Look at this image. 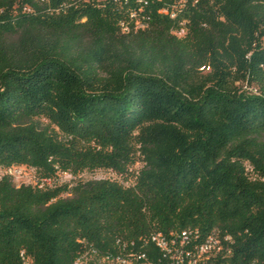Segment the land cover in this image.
Returning <instances> with one entry per match:
<instances>
[{
	"label": "trees",
	"instance_id": "obj_1",
	"mask_svg": "<svg viewBox=\"0 0 264 264\" xmlns=\"http://www.w3.org/2000/svg\"><path fill=\"white\" fill-rule=\"evenodd\" d=\"M174 1L0 0V170L116 176H4L0 264L153 259L151 237L181 231L230 237L203 264H264V0Z\"/></svg>",
	"mask_w": 264,
	"mask_h": 264
},
{
	"label": "built area",
	"instance_id": "obj_2",
	"mask_svg": "<svg viewBox=\"0 0 264 264\" xmlns=\"http://www.w3.org/2000/svg\"><path fill=\"white\" fill-rule=\"evenodd\" d=\"M187 0H176L172 3L173 8H181ZM160 13L174 17V10L161 9ZM137 14L132 13L131 18L136 19ZM122 32H128L129 29L121 24ZM141 21L135 22V29H143ZM187 34L185 26H182L173 32L177 38H183ZM19 168V167H14ZM14 168L1 169L0 179L4 176L12 175ZM24 168V167H21ZM26 168V167H25ZM20 169V168H19ZM193 233L181 231L171 234L170 238H165L161 234L151 237V242L155 249L159 251L154 258L145 252L131 251L116 255L99 254L95 250H87L74 259L73 264H203L205 259L211 256H217L222 253H228V248L224 243L230 242V237L225 236L220 240L218 236L211 235L199 245L192 244ZM20 264H33L32 258L24 250L19 252Z\"/></svg>",
	"mask_w": 264,
	"mask_h": 264
},
{
	"label": "rangeland",
	"instance_id": "obj_3",
	"mask_svg": "<svg viewBox=\"0 0 264 264\" xmlns=\"http://www.w3.org/2000/svg\"><path fill=\"white\" fill-rule=\"evenodd\" d=\"M10 41L14 40L15 37L11 36L8 38ZM209 69L200 68L202 74H206ZM241 90L247 93L257 94V89L253 86H248L246 84L241 85ZM42 125H46L47 122L44 119L39 120ZM141 167V163L138 162L134 168L138 169ZM20 168V169H19ZM14 168L12 175H9L7 178L11 181L12 186L19 188L21 186H29L34 190L38 191H49L60 189L63 187H68L73 185L76 181L82 180H99L103 178H112L115 179L116 176L113 173H108L103 170H94L91 172H84L78 175H73L71 172L62 171L56 169L54 173L49 175L43 174L42 171L34 168ZM3 178V177H2ZM1 178V179H2ZM0 179V181H1ZM67 194H61V197H66Z\"/></svg>",
	"mask_w": 264,
	"mask_h": 264
}]
</instances>
